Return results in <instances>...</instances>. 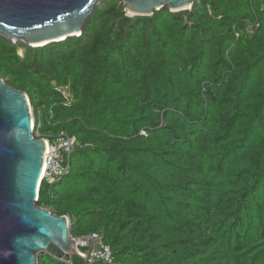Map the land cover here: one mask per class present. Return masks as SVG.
I'll list each match as a JSON object with an SVG mask.
<instances>
[{"label": "trees", "instance_id": "1", "mask_svg": "<svg viewBox=\"0 0 264 264\" xmlns=\"http://www.w3.org/2000/svg\"><path fill=\"white\" fill-rule=\"evenodd\" d=\"M0 77L41 136L76 137L71 173L38 201L73 237L100 232L114 264H264V0L135 16L101 0L79 36L0 34Z\"/></svg>", "mask_w": 264, "mask_h": 264}, {"label": "water", "instance_id": "2", "mask_svg": "<svg viewBox=\"0 0 264 264\" xmlns=\"http://www.w3.org/2000/svg\"><path fill=\"white\" fill-rule=\"evenodd\" d=\"M128 15L193 7L196 0H124ZM101 0H0V34L43 46L79 36ZM48 143L36 137L30 97L0 77V264H39L50 253L88 264L70 231L71 219L38 204Z\"/></svg>", "mask_w": 264, "mask_h": 264}, {"label": "built area", "instance_id": "3", "mask_svg": "<svg viewBox=\"0 0 264 264\" xmlns=\"http://www.w3.org/2000/svg\"><path fill=\"white\" fill-rule=\"evenodd\" d=\"M59 91L63 93L67 103L72 101L73 95L69 91V87H60ZM32 112L36 137L45 138L48 143L42 183L45 181L50 188L56 183L62 181L71 173V158L77 140L75 136H70L65 131L53 136H41L40 129L42 127V122L35 115L33 107ZM39 198L40 196H38L37 199L39 200ZM76 238H78L79 249L82 254H85L91 245H93V249L90 251L88 256V264H95L97 261L114 264L115 260L111 247L105 243L104 237L100 232H93L89 235Z\"/></svg>", "mask_w": 264, "mask_h": 264}, {"label": "rangeland", "instance_id": "4", "mask_svg": "<svg viewBox=\"0 0 264 264\" xmlns=\"http://www.w3.org/2000/svg\"><path fill=\"white\" fill-rule=\"evenodd\" d=\"M20 52L23 53V49H21ZM43 253H45V252H43ZM43 253H40L39 256L42 255Z\"/></svg>", "mask_w": 264, "mask_h": 264}, {"label": "bare ground", "instance_id": "5", "mask_svg": "<svg viewBox=\"0 0 264 264\" xmlns=\"http://www.w3.org/2000/svg\"><path fill=\"white\" fill-rule=\"evenodd\" d=\"M44 174V173H43Z\"/></svg>", "mask_w": 264, "mask_h": 264}]
</instances>
